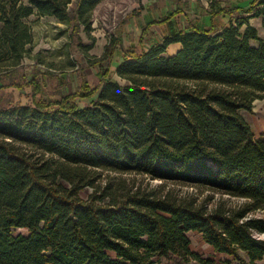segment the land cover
I'll list each match as a JSON object with an SVG mask.
<instances>
[{"label": "trees", "instance_id": "1", "mask_svg": "<svg viewBox=\"0 0 264 264\" xmlns=\"http://www.w3.org/2000/svg\"><path fill=\"white\" fill-rule=\"evenodd\" d=\"M102 1L70 11L73 0H0V67L30 51L31 15L72 22L93 42ZM209 7L241 14L220 31L194 26L146 45L147 28L168 17L147 19L136 43L132 28L128 46L116 37L89 59L95 86L35 99L30 79L31 101L0 107V264H215L189 231L237 264H264V138L242 114L264 99V37L249 22L264 24V0ZM172 42L181 47L167 55ZM165 182L213 193L200 200Z\"/></svg>", "mask_w": 264, "mask_h": 264}, {"label": "rangeland", "instance_id": "2", "mask_svg": "<svg viewBox=\"0 0 264 264\" xmlns=\"http://www.w3.org/2000/svg\"><path fill=\"white\" fill-rule=\"evenodd\" d=\"M75 2L76 0H73V3L69 5L70 11L74 9ZM138 4L140 5V0H103L100 2L93 10V29L91 31V35L94 37L93 42L87 37L81 26H78L77 29L72 22L69 24L59 22L52 16H29L26 21L31 25L34 35L33 43L29 46L30 51L18 65L0 67V107L31 101L34 89L33 83H29L30 79H36L39 85V91L34 96L35 99H59L64 94L74 92L83 81L92 87L95 86L100 81L98 76L100 67L91 64L89 59L92 56L98 58L104 55L108 47H111L113 38L120 37L123 44L128 46V35L131 28L134 29L133 35L138 37L142 26L138 22L135 23L137 20L135 15H139L142 9V7L135 8ZM236 16L237 12L233 17ZM151 28V31H155L158 35L163 30L162 26L157 25H152ZM243 28L244 26L241 27V30ZM260 28H264V24ZM82 45H91L92 47L83 49ZM105 63L102 62V65ZM111 69H115V64L111 66ZM112 78L124 83L115 73ZM19 83L22 85H15ZM77 101L80 107L91 102L89 98ZM242 114L254 134L256 136L263 135L264 138V99L254 100L252 111H242ZM135 176L137 180L143 183L148 182L152 187L164 183L159 179H148L142 175ZM124 177L129 179L134 176L124 174ZM165 185L166 188H173L178 194H192L200 200H204L207 195L213 193L208 190L201 191L195 186L192 188L188 184L165 182ZM220 195V193H215L213 200H216ZM213 200L208 201L207 204H213ZM229 200L231 204L243 201L240 198H230ZM257 214L262 216L264 211H258ZM188 235L191 249L203 257L214 259L215 264L237 263L233 258L228 260L225 256L215 255L208 243L202 239L200 232L189 231Z\"/></svg>", "mask_w": 264, "mask_h": 264}, {"label": "crops", "instance_id": "3", "mask_svg": "<svg viewBox=\"0 0 264 264\" xmlns=\"http://www.w3.org/2000/svg\"><path fill=\"white\" fill-rule=\"evenodd\" d=\"M221 5H226L228 8L236 6L240 8H247L250 5V0H221ZM139 7H142V9L139 15L134 14L137 19L135 23L138 22L139 24L145 25L147 19H164L168 17V19L164 20L162 23L153 24L163 27L160 35L156 34L155 31H151L152 25L147 28L146 38L148 40L145 39L146 42H144L146 45L147 43H152L153 41L161 42L164 35L169 31L187 30L194 26L220 31L222 28L229 26L230 22H234V13L232 14V17H230L226 12L210 14L209 0H140V5L138 4L135 8ZM238 11L239 12L235 10L234 12H237V15L241 14V11ZM133 19L135 20V17H133ZM249 22L257 29L258 34L264 37V28H260L263 24L262 18L260 16L252 17L249 19ZM136 41L135 36L134 42L136 43ZM180 47L181 44L179 42H172L166 47L165 53L167 55H172ZM209 246L211 247L213 253L215 255L217 254L218 257L225 256L228 260H232L231 255L226 253H215L213 247L211 245ZM262 263H264V259L262 260Z\"/></svg>", "mask_w": 264, "mask_h": 264}]
</instances>
